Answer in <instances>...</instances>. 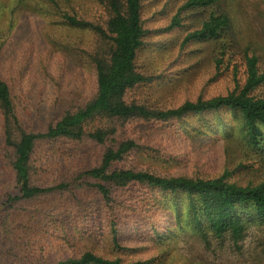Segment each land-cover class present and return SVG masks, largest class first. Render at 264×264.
<instances>
[{"label": "rangeland", "instance_id": "374dc122", "mask_svg": "<svg viewBox=\"0 0 264 264\" xmlns=\"http://www.w3.org/2000/svg\"><path fill=\"white\" fill-rule=\"evenodd\" d=\"M57 1L64 11L80 19L101 26L108 20L100 0ZM140 1L144 37L136 64L147 80L128 92L127 101L168 110L187 101L240 91L248 78L247 58L251 56L257 57L259 73L264 75V0H221L205 8L185 7L189 0ZM8 13L10 8H0V35L8 31ZM211 13L229 16L226 32L214 40H188ZM51 16L52 11L46 18L53 21L56 17ZM34 18L30 27L32 37L37 28L46 27ZM50 29L61 42L70 35V39L81 43V49L69 54L54 41L41 42L35 56L42 61V74L50 83L41 92L47 100L41 107L52 112L63 111L70 104L76 108L96 96V75L90 56L97 51L100 39L91 29L70 34L60 26ZM27 49L28 46L13 41L7 50L11 64H4L6 55L1 56L2 72L12 69L15 73L28 56ZM23 64L30 70L35 67L33 62ZM25 70L24 85L39 75L37 71ZM253 95L264 97V81ZM104 124L92 122L90 127ZM109 125L108 122L106 126ZM115 126L113 138L118 142L133 139L140 146L117 162L115 168L164 177L224 176L240 186L264 184V150L248 146L241 116L228 108L168 122L121 120ZM72 147L74 144L63 142L65 153L66 148ZM87 147L91 153L89 164L100 163L105 147ZM72 161L61 173L55 169L51 181L58 184L60 180H75L78 174H72L78 169L76 173H80L86 162ZM83 182L77 178L69 187L83 203L81 210L68 217L64 211L51 212L47 199L8 201V195L16 196L18 190L12 175L2 179L0 264H58L85 251L119 259L123 264H264V225L251 224L238 243L230 237L217 238L212 234L204 239L191 225L187 215L189 198L184 192L171 194L131 184L113 188L109 203L92 186L96 181L81 187ZM43 208L46 213L43 212L41 225L27 228L16 220L24 213L37 214ZM11 219L15 222L12 226ZM114 233L118 246L113 241ZM19 243L26 244L28 250L17 252Z\"/></svg>", "mask_w": 264, "mask_h": 264}, {"label": "trees", "instance_id": "16d2710c", "mask_svg": "<svg viewBox=\"0 0 264 264\" xmlns=\"http://www.w3.org/2000/svg\"><path fill=\"white\" fill-rule=\"evenodd\" d=\"M100 1L108 12V20L104 26L64 11L57 0H0V8H10L11 12L8 13V31L0 35V185L2 179L12 175L18 190L16 196L8 195V201L47 199L51 212L64 211L70 217L81 210L80 204L83 203L69 190L77 178L84 181L80 184L81 187L91 185L90 181H96L92 186L109 203L112 201L113 188L142 184L171 194L186 193L189 198L187 215L192 220L193 228L204 239L212 234L217 238L230 237L236 243L240 242L251 224L264 225V184L240 186L227 181L224 176L164 177L148 171L115 168L117 162L140 146L133 139L118 142L113 136L117 132L115 123L121 120L168 122L181 120L189 114L228 108L241 116L248 146L263 151L264 97L253 95L264 81V75L258 70L257 57L247 58L248 78L240 91L210 99L187 101L168 110L152 109L144 104L129 102L126 96L128 92L147 80L136 64L144 37L141 1ZM219 1L221 0H189L185 7H211ZM51 11V17H56L53 21L46 18ZM33 17L38 19V23L46 24L45 28L35 30V37H32L30 31ZM52 26L69 30V34L78 29H91L100 39L97 51L90 56L96 75V96L76 108L70 104L63 111L55 112L41 107L47 101L45 94L41 92L50 83L44 75L42 61L37 60L35 52L43 41H54L69 54L71 51L78 53L81 43L70 39V35L62 42L54 38L50 32ZM229 26L228 15L211 13L187 39L214 40L222 32H226ZM13 41L28 46V56L23 63L33 62L35 67H31V70L39 74L37 79L34 77L26 85L25 69L30 70V67L25 64L21 63L15 73L12 69L2 72L1 56L6 55L4 64H11L7 50ZM35 104L39 107H34ZM99 121L105 124L97 128L90 127L92 122ZM108 122L110 125L106 126ZM109 141L111 145H107ZM63 142L74 144V147L66 148L65 153ZM87 144L105 147L97 165L89 164L91 153ZM84 160L86 164L80 173H76L78 169L72 174H78L75 180L69 183L60 180L58 184L51 181L55 169L61 173L71 161L78 164ZM43 212L46 213V209L43 208L37 214L27 212L16 220L20 221L22 227L41 225ZM180 216L179 214L178 217ZM10 222L11 226L15 223L13 219ZM8 233H12L11 228ZM113 241L116 246L119 245L115 233ZM16 249L17 252H26L28 246L19 243ZM58 264L123 263L119 259L105 258L93 251H85Z\"/></svg>", "mask_w": 264, "mask_h": 264}]
</instances>
